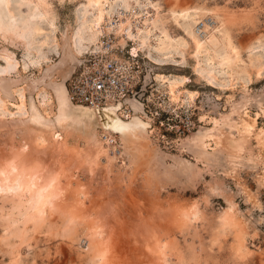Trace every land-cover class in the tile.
<instances>
[{
	"label": "rangeland",
	"instance_id": "374dc122",
	"mask_svg": "<svg viewBox=\"0 0 264 264\" xmlns=\"http://www.w3.org/2000/svg\"><path fill=\"white\" fill-rule=\"evenodd\" d=\"M86 1L47 0L51 10L47 15L36 0H10L17 23L26 26V31L15 47L0 39V49L5 45L13 52L7 65L0 53V70L23 81L17 88L24 85V95L27 101L32 98L34 106L42 96L37 94L40 78L48 83L62 77L60 68L47 76L44 71L61 53L67 24H74L77 15H84L87 22L91 19L93 7ZM177 1L115 0L113 18L123 16L127 4L129 15L135 12L133 26L145 20L153 23L140 30L145 43L138 55L130 53L135 40L110 50L118 55L117 61L109 58V52H89L65 82L68 88L69 80L76 79L88 88L91 83L84 81L89 75H83L84 68L98 70L103 61H112L120 76L129 79L132 92L122 95L119 90L106 89L102 106L120 102L121 109L128 106L131 113L141 116L142 134L155 154L141 159L133 181L127 174L124 185L105 182L98 171L92 177L68 169L60 177L62 186L67 187L70 179L73 189L77 185L86 189L84 207L96 208L103 215L112 212L105 220L113 224L116 234L114 264H264V0H186L185 10H171ZM222 10L237 16L232 18L234 23L219 22ZM206 30L211 33L196 53L191 37H201ZM101 36L109 48L114 35L103 32ZM162 39L169 47L156 46ZM228 39L235 52L228 47ZM243 39L246 43L240 46ZM171 87L177 98L171 97ZM189 92H195L191 101ZM12 102L6 103L8 110H14ZM14 114L0 117V149L5 153L9 143L19 145L7 137L9 131L19 136L34 129L31 122L24 123L23 115ZM208 134L224 135L226 140L215 146ZM198 135L202 140L194 142ZM76 141L72 134L67 137L70 145ZM43 149L44 153L31 147L34 159L39 156L46 161L55 155V149ZM125 162L130 163L127 155ZM113 202L119 204L116 209L111 208ZM229 202L233 203L234 221L225 223L222 213ZM76 203L57 202V211H51L39 226L28 223L23 239L7 237L8 244L0 226V264H88L74 237L91 219L79 216ZM70 212L80 220L74 235H64L63 221ZM151 238L153 242L146 240ZM155 242L165 244V255L158 252Z\"/></svg>",
	"mask_w": 264,
	"mask_h": 264
},
{
	"label": "bare ground",
	"instance_id": "6f19581e",
	"mask_svg": "<svg viewBox=\"0 0 264 264\" xmlns=\"http://www.w3.org/2000/svg\"><path fill=\"white\" fill-rule=\"evenodd\" d=\"M36 1L42 9V14L50 15V4L47 0ZM86 2L88 6L91 5L93 7V12L90 16L91 19L87 22V18L84 15L80 18V15L76 14L77 16L73 19L74 24H67L66 34L63 36L61 53L57 61L48 64L44 71V75L47 76L53 73L55 69L60 68L62 77L59 81L52 80L48 83L42 82L44 79L43 77L40 78L41 86L38 88L37 94H42V96H39L40 100L37 101L35 106L32 104L33 100L31 97L29 101H27L24 95V85L17 88V84L20 82L23 83V81L7 77L5 76L8 75L6 74L7 71L4 69L0 70V117L5 113L12 115L17 113L25 117V124L31 122L29 125H33L32 127H34V129L30 128V130L28 129L27 132L19 136H17L14 131H9L7 137L12 142L17 141L19 145L16 147L14 144V147L9 143L10 149L8 153L3 152L1 150L2 148L0 149V226L5 235L2 239H4V241L6 240V244L9 242L8 239H6L7 237L23 239L25 237L24 230L28 223L31 222L33 225L38 224L37 226H39V222H43L48 214L51 215V211H57V202L60 201L63 203L68 200H75V202H77L76 204L79 205V216L86 217L88 220L87 216L89 215L91 219L90 222L84 223V225L79 228V232L75 235L76 237H74L79 243L82 252H85L87 255V263L114 264L112 252L114 251L113 247H115L114 237L116 234L112 229L113 224L105 220V218L112 216V212L108 209L109 213L103 215L101 214L103 211L97 210L96 208H94L96 209V213H94V209H92V211L90 208L88 209L87 206L84 207L83 197L85 196L84 193L86 189L80 187V185L79 189L77 184H73V187L77 185V189H73L72 184L69 182L71 181L69 178L66 182L68 186L64 187L65 185L62 186L63 181L60 177H64V171L68 169L69 171H84L86 176L92 175V177L93 173L96 174L98 171L97 174H99L105 182L108 181V183L114 182L115 184L124 185L125 176L128 174L130 181H133L136 172L135 167L140 163L141 159L147 157V154H155L154 149L150 148V144H148L149 141H147L142 134L145 123L142 122L141 116L139 117L136 113H131L128 106L121 109V103H115L113 101L109 106H102L106 103L107 99L105 90L102 91L103 98L97 102L94 100L92 103H87L90 105L74 102V98L70 95V93L72 94V89H70L68 85L70 90L69 93L65 82L75 70L74 67L80 63V58L89 52H109V58H113V60L117 61L118 55L111 54L110 50L118 44L126 45L129 41L135 40L130 53H132L133 56L138 55V52L145 43V39L139 37L140 30L142 28L148 29L147 25H153V23L145 20L141 25L133 26L131 18L135 12L132 11L134 14L129 15L131 11L127 4L125 5L127 9L125 14L123 16L116 15V18H113L112 13L115 11L112 8V4L115 0H87ZM176 4V7H171V10L178 9L182 11L189 6L186 0H178ZM215 10L216 9H212V11L217 13ZM228 13L230 14V12ZM229 14L222 10L221 13L218 14L220 15L219 22L226 21L234 23L232 18L236 20L237 16L235 18ZM214 15L216 16L217 14ZM205 26L206 24H204V27ZM24 27L17 23L13 10L10 8V0H0V39L15 47V44L24 40V31H26ZM103 32L108 36L109 34L114 35V38H110L109 48L106 47L105 42L102 40L101 33ZM209 33H211V31L206 30L202 33L201 37L196 35L191 37L193 44L192 48L196 53L203 48L205 44L204 41ZM245 43V39L239 41L240 46L245 45ZM164 44H167L169 47V43L165 42L164 39L158 41L156 46L162 47ZM171 45L174 46V44ZM228 47L231 51L235 52L236 48L231 45L229 39ZM0 53L6 57L4 58L6 59V65L9 64L10 60L13 58V52L4 45L0 49ZM106 64L107 61H103L102 64H100L98 67L99 72H103L106 68ZM97 65L98 64L95 66ZM128 68L130 67L128 66ZM91 71V68L85 67L83 75L86 76ZM87 79L88 78L84 81H87ZM89 87H91V84ZM81 89H87L85 88L84 82L81 84ZM169 91L172 93V98H177V96L174 95L172 87ZM194 94L195 92L188 93L189 101H191ZM9 101H13L10 104L13 105L14 110H8L6 108V103H9ZM132 107L135 110L138 108L137 105H132ZM117 111H119V113H117ZM212 121L216 123L217 120L214 119ZM43 124L47 125L48 128L42 129ZM70 134L77 137V141L72 145L67 142V137ZM102 135L105 136V139ZM202 137L203 136L198 135L193 141L200 142ZM208 138L214 141L215 146L222 144L223 141L226 140V136L224 135L215 136L213 134H208ZM55 146L57 147L54 148ZM31 147L43 153L45 152L43 148H54L55 155L53 156L50 154L52 157L50 158L49 156V159L47 158L45 161V159L39 158L36 154L38 158L34 159ZM116 149L120 151L119 154L116 153ZM125 155L129 157V164L125 162ZM75 176L78 177L79 175L77 176L76 174ZM74 183H76V181ZM5 202L9 203L8 207H5ZM116 202L111 204L112 209L116 205H119ZM60 210L62 212H68V209L65 208H61ZM65 215L67 216L63 221L62 234H72L76 231L74 227L78 225L77 222H79L80 219L78 218L77 221L76 217L78 214L75 215L74 212ZM91 216L94 219H92ZM222 216L225 223L234 221L232 218V202L228 203ZM82 220L84 221V219ZM35 229H37V227ZM146 240H148V242H153L152 238L150 241L149 239ZM145 242L146 241H144V243ZM158 242L155 243L158 244ZM12 245V247L15 246L13 243ZM147 245L146 243V246ZM152 245H154V248L157 246L155 244ZM158 245V252L164 254L163 247L165 244L162 243ZM11 250H14V248Z\"/></svg>",
	"mask_w": 264,
	"mask_h": 264
},
{
	"label": "built area",
	"instance_id": "2783aa9c",
	"mask_svg": "<svg viewBox=\"0 0 264 264\" xmlns=\"http://www.w3.org/2000/svg\"><path fill=\"white\" fill-rule=\"evenodd\" d=\"M107 68L103 72H99L97 69H93L88 75V82H91V87L87 89H81L80 81L75 80L71 82L69 80L68 85L74 100H78L85 103H92V101H99L103 98L102 91L106 89H116L121 91L122 95L132 92L131 85L128 83L129 79L124 80L116 66L112 61H108ZM115 67V68H114ZM99 72V73H98Z\"/></svg>",
	"mask_w": 264,
	"mask_h": 264
}]
</instances>
